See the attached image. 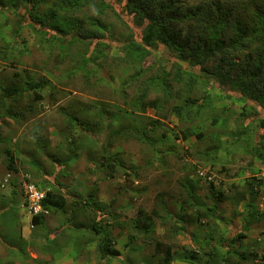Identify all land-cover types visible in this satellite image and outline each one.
I'll use <instances>...</instances> for the list:
<instances>
[{
    "label": "rangeland",
    "instance_id": "obj_1",
    "mask_svg": "<svg viewBox=\"0 0 264 264\" xmlns=\"http://www.w3.org/2000/svg\"><path fill=\"white\" fill-rule=\"evenodd\" d=\"M53 4L54 0H41L36 6V11L44 15ZM26 6L22 2L16 12L9 10L0 16V34L4 42L10 41L11 34L14 32L16 39L21 42L12 43V47H26V50L16 49L12 61H0V90L9 83H16L20 88H23L26 83L34 87V90L32 88L23 90L19 105L16 109L14 108L23 115L22 118L19 117L18 122L12 125L9 123L11 121L9 118H1L5 124L0 126V211L6 209L7 197L4 196V192L9 188L19 190L16 177L29 169L36 175V180L34 179L36 184L40 177L54 178L52 181L55 182V187L65 193L69 202L72 201L70 196L73 194L79 195L73 197L80 202L82 196L91 198L93 207L101 215L100 229L102 232L111 233L114 240L113 246L119 252V255L110 258L107 264H140L142 261L147 264H209L208 258L212 262L210 255H215L213 254L214 241H210L217 238L221 240V244L227 245L226 241L231 239V236L242 233V230L247 232L254 220L253 218L245 224L243 219L247 218L248 214L240 212L241 207L234 211L236 216L228 213L232 205L229 199L235 196L236 191H239L237 185H242L247 177L252 176L249 167L244 174L240 172L245 165L249 164L250 156L242 151L241 146L245 143H238L243 140L237 141L234 133L245 129L252 144L257 145L258 135H261L264 130L258 127V122L251 120L264 119V109L250 99L243 103L239 100L240 95L230 90L216 91L220 98L213 100L212 109L216 111L217 116L224 118L225 127L219 125L221 123L209 124L205 118H203L205 120L203 124H197V121L181 122L171 111V107L178 103L177 97L182 90L181 85L171 79L174 73V59L170 58L161 46H158L156 50L148 53L149 56L145 62L140 63L146 71V77H149L148 72L153 74L161 66L170 71L168 80L170 97L165 98L164 103L160 102L163 108L160 110L148 108L144 116H138L141 125L157 121L153 149L133 139L113 138L112 147L106 150L104 147L110 141L108 121L110 118L115 119L111 128L116 129L132 125L129 119L119 120L114 115L118 113L120 107L125 106L126 103L123 101H127L128 97H136L144 81L140 78L137 81L138 89L130 86L125 88L124 93H120L121 87L115 75L118 71L116 65L118 60L109 61L106 67L98 68L95 74L90 73L88 76H84L83 72L78 70L73 71L70 61L59 54L60 50L57 47L46 51L42 48L40 50L37 42L39 37L37 40L34 38L30 30L26 28V23L21 25L20 19L27 13ZM115 8L120 9L117 5ZM81 14L84 16L83 19L81 18L82 25L87 27L88 31L97 33L96 28L89 26V18L94 14V8H85ZM76 15L78 14L68 13L66 17L70 19ZM102 22L109 35L106 42L111 47L110 53L116 55L115 57L123 54L119 48L120 41L129 39L132 35L135 38L138 37L133 28L131 26L132 29L129 26L127 28L112 10L106 11ZM129 24L132 25L130 17ZM181 25L183 33L189 30L188 24ZM1 45L3 42L0 43ZM247 55L248 51L245 50L234 58L238 61L240 56L245 59ZM73 59L77 61L79 56L76 55ZM90 68L92 69L93 66ZM184 68L183 65L182 69ZM193 69L198 71L199 67L195 66ZM134 70H136L135 67L132 68V71ZM204 90L206 87L198 91ZM35 93L41 94L42 99L33 102ZM229 94L230 98L227 96L224 98V95L229 96ZM148 97L156 101L163 99L160 91H150ZM79 105L88 109L90 105H93L97 109L107 111V114L101 118L98 125L99 132L93 133L72 127L69 135L76 137L81 133L82 137L78 136L77 141L99 142L101 151L104 150L107 154H105L106 157L109 154L116 155L112 169L105 167L107 158H101L102 153L99 150H97L99 169L87 160L88 149L84 145L76 150L77 159H74L72 152L68 151L79 147L80 144L71 145V149L67 146L68 127L62 129L64 119L61 111L72 112ZM224 106H227L228 110L222 116L223 112L220 108ZM249 107H254L255 110ZM244 117L247 118L244 119ZM89 121L96 123L92 117ZM196 126L205 137L203 140L198 141L193 135H190L187 140L182 139L181 131H184V127H187L188 131L189 129L197 131ZM162 133L167 136V141L161 140ZM213 136H216L220 143H213L210 140ZM211 145L227 147L228 150L223 154L224 170H221V166L209 169L207 163L209 157H206L205 152L211 148ZM97 149H99L98 146ZM8 150L12 153V166L19 169V173L17 171L15 174L6 166L9 162L6 153ZM254 160L257 161V157ZM63 161L66 163L65 167ZM120 161L124 165L123 168L118 165ZM255 164L261 168L264 175V164L258 161ZM196 169L213 175L212 190L208 182L196 179ZM7 173H11L12 177L8 184L2 187L1 183ZM110 173H112L111 177ZM194 180L198 182L195 183ZM191 187L193 188L192 197H196V201H203L207 206L212 207L217 197V200L221 198L218 201L224 204L217 202L215 213L206 212L204 207L195 210V206L189 203L190 198L187 196V190ZM261 192L264 194V187ZM262 198L264 199L263 196L258 199V203L264 208ZM16 205L20 210V203L15 202L13 207L16 208ZM24 209L27 211L26 207ZM140 211L152 218L151 227L146 234L139 230L144 219L139 215L142 213ZM242 214L245 215L242 216ZM44 215L47 219L53 216L49 212ZM58 217L59 220L56 217V220L47 223L45 228L32 229L25 222L29 219L27 213L21 215L19 224L14 225L18 222L19 215L13 212L9 218H6L1 212L0 264H31L35 261L34 259L51 261L48 256L39 251L37 246L39 247L40 239L43 243V237L50 236L51 233L63 227V218ZM8 219H13V223L12 221L10 223ZM261 221L260 224L264 225V218ZM23 228L28 235L20 238L19 231ZM258 229H261L260 233L257 231L255 233L257 236L259 234L261 241H264V227ZM127 242L130 246H125ZM94 250L95 243H92L83 255L72 260L68 257L70 249L65 248L54 264H100ZM220 250L223 251L221 247ZM192 251L198 252L199 258L188 262L190 260L185 258H188L186 256ZM257 253L252 259L255 263L247 260L245 264H264V248H260ZM215 260L218 264L224 261ZM242 263L244 262L232 261L230 264Z\"/></svg>",
    "mask_w": 264,
    "mask_h": 264
},
{
    "label": "trees",
    "instance_id": "obj_2",
    "mask_svg": "<svg viewBox=\"0 0 264 264\" xmlns=\"http://www.w3.org/2000/svg\"><path fill=\"white\" fill-rule=\"evenodd\" d=\"M22 2L25 6L27 5V13L21 17V25L26 23V28L30 30L34 38L37 40L39 37L37 42L40 50L42 48L46 51L57 47L60 50L59 54L70 61L72 70L83 72L84 76H88L90 73L95 74L98 68L106 67L109 61L118 60L116 63L118 71L115 75L121 87H119L120 93H124L125 88H130V86L138 89L137 81L140 78L144 81V84L139 87L136 97H128L127 101H123L126 103L125 106L120 107L118 113L114 115L119 120L129 119L132 125L116 129L111 128L115 119L110 118L111 122L108 121L110 141L104 147L106 150L112 147L113 138L133 139L153 149L154 130L157 127V121L141 125L138 116H144L148 108L159 110L163 108L160 102L164 103L165 98L170 97V86L168 84L170 71L161 66L153 74L148 72L149 77H146V71L140 63L145 62L149 56L148 53L156 50L158 46H161L170 55V58L174 59V73L171 79L178 85L180 84L182 90L177 97V99L179 98L178 103L171 107V111L181 122L194 123L197 121V124H203L205 123L203 118H205L209 121V124L221 123L219 125L225 127L223 124L224 118L217 116L216 111L212 109L213 100L220 98L216 91L225 92L230 90L239 94V100L243 103L250 99L261 109H264V0H54L53 6L44 15H40L36 11V6L41 0H0V16L9 10L16 12ZM116 5L120 9H116ZM88 7L94 8V14L89 18V26L96 28L97 33L88 31L87 27L82 25L84 16L81 13L83 9ZM107 10H112L122 23L127 28L131 26L133 29L130 28L138 36L135 38L132 35L129 39L119 42L121 44L119 48L123 54L118 57L110 53L111 47L106 42L109 35L102 22V17ZM68 13L78 15L68 19L66 17ZM129 17L132 25L129 24ZM185 23L188 24L189 30L183 33L181 24ZM0 38V43L3 42V45L0 46V61H12L16 49L26 50V47H12V43L21 42L16 39L14 32L7 43L4 42L1 34ZM245 50L248 51L246 58L242 59V56H240V60H235L234 56ZM76 55L79 56V59L74 61L73 57ZM183 65L184 69H182ZM89 66H93V68L91 69ZM195 66L199 67L198 71L193 69ZM133 67L136 70L132 71ZM202 87H206V90L198 91ZM29 88L34 90V87L29 83H26L23 88L18 87L16 83H9L6 87L1 88L0 110H2V113H0V126L5 124L1 118H9L11 120L9 123L13 125V123L18 122L19 117H23L22 113H18L14 108L18 107L23 90ZM150 91H160L163 99L156 101L154 98H149ZM35 95L33 102L42 99L41 94L35 93ZM226 96L230 98V94L229 96L224 95V98ZM89 108L79 105L72 112L61 111L63 113H61V116L64 119L62 129L68 127L67 146L71 149V145L80 144L79 147L68 151L72 152L74 159H77L76 150L84 145L88 149L86 152L87 160L92 166L99 169L100 164L97 166V150H99L102 153L101 158H107L105 167L112 169L116 155L110 156L109 154L106 157L107 154L104 150L101 151L99 142L84 141V143L80 140L77 141V137L81 133L76 137L69 135L72 127H77L83 131H92L93 133L99 132L98 125L101 118L106 116L107 111L97 109L93 105H90ZM249 108L255 110L254 107ZM220 109L223 112L222 116L228 110L227 106ZM155 111L157 110L155 109ZM242 113L245 114V112ZM90 117L96 120V123L89 121ZM247 117H244V119ZM251 121L258 122V127L264 130L263 118H255ZM183 129L184 131H181V134L184 140H187L190 135L195 136L198 141L205 138L197 126V131H190V129L188 131L187 127ZM64 134L67 133L64 132ZM234 136L237 141L243 140L238 143H245L241 146V149L250 156L249 164L245 165L240 172L244 174L249 167L252 176L245 177L243 184L237 185L239 191H236L235 196L230 197L229 200L236 207L242 199L247 198L244 203V209L249 212L244 222L247 224L249 220L256 217L255 198L260 196L264 187V175H262L261 168L255 164L257 161L264 164V132L258 135L257 145L252 144L245 129L235 131ZM160 137L162 141H167L165 134L162 133ZM210 140L213 143H220L216 136H213ZM97 146L99 149H97ZM218 146L211 145L205 155L209 157L207 158L209 169L221 166V170H224L223 154L228 149H226L227 147ZM6 153L9 159L6 166L9 170L15 173L18 171L19 173V169L12 166V153L9 150ZM256 157L257 161L254 160ZM63 164L65 167V161H63ZM118 165L121 168L124 166L122 161ZM200 171L202 172L201 169L195 170L196 179L205 180L210 184L211 189L213 175L203 171L201 176L198 174ZM23 173L29 174L33 180L36 177L29 169L21 174ZM109 176L111 177L112 173ZM207 176H210L211 180H207ZM48 178L50 180H47L45 176L39 179L38 176L39 181L37 180L38 183H41H37L40 188H49L46 197L42 201V207L47 213L62 217L63 227L51 233L50 236L43 237V243L41 239L38 241L39 247L37 246V248L43 255L48 256L51 261L34 259L35 261L31 264H49L50 262L54 264L65 248L70 249L68 257L76 260L89 249L92 243H95L94 252L100 264H107L110 258L117 257L119 252L113 246V237L109 231L102 232L100 229L101 215L93 207L91 198L82 196L80 202L74 199L79 195L73 194L74 197L70 196L72 201L69 202L65 193L55 187V182L52 181L54 178L51 179L50 176ZM194 182L197 183L198 181L194 180ZM192 189L191 187L187 190V196L190 198L189 203L195 206V210L204 207L206 212H217V197L214 205L209 207L203 201H196V197H192ZM220 199L218 198V200ZM23 206L24 204L21 209L24 210L23 214H26L27 211ZM13 209L14 207L8 208L7 211L2 209V216L9 218L15 212L12 211ZM143 213H139L144 218L142 227L139 230L146 234L151 227L152 218L150 215ZM262 216L256 220H263L264 213H262ZM20 219L21 217L14 225L19 224ZM8 221L13 223V219H8ZM25 222L32 229L47 226L46 216L43 214L30 216L28 221ZM241 234L238 233L232 237L231 244L236 240L240 241L243 238ZM1 240L4 242L2 238ZM125 246H130V243L127 242ZM247 256H254V254L253 252L243 253L240 258ZM186 257L188 258L185 259L190 260L188 262L199 258L198 252L193 251L189 252ZM210 257L212 262L208 258L209 264H216L215 256L210 255ZM140 264L147 263L142 261Z\"/></svg>",
    "mask_w": 264,
    "mask_h": 264
},
{
    "label": "crops",
    "instance_id": "obj_3",
    "mask_svg": "<svg viewBox=\"0 0 264 264\" xmlns=\"http://www.w3.org/2000/svg\"><path fill=\"white\" fill-rule=\"evenodd\" d=\"M16 174V173H15ZM47 178V180H49V178L47 176H45ZM16 187V186H15ZM17 190V188H16ZM13 188H9L4 192V196L7 197V199H5V206L6 209L5 211H7L8 208L13 207V205H15V202L20 203V210H18V206L16 205V208H14L12 211H15L14 213H17L19 215V217H21V215L23 214V209L22 208V203H23V199L21 196V192L20 190L16 191ZM18 194V195H16ZM3 196V197H4ZM264 197V195L261 193L260 196H258L257 198H255V204H256V217L255 219L251 222V226L249 224V228L247 230V232H244V230H242V234H244L242 237V239L236 240L233 244H231V239L227 240L226 243L227 245H223L221 244V240L220 239H211L214 244H213V251L215 254L214 259H222L224 260V262L226 261V263H222V264H230L232 263V261H239L244 262L242 264H245V261L250 260L251 262L255 263L252 259L255 255H257V251L260 250V248H264V241H261L260 236L258 234V236L256 235L257 233H260L261 229H258L259 227H264V225L260 224L262 221L259 220L257 221L256 219H258L259 217H263L262 213H264V208H262L259 203H258V199H260V197ZM247 201V200H246ZM241 201L240 205L238 204L236 207L233 205H229L230 206V210L228 211V213H232V216H236L234 213V211L241 207L240 212L243 213H247L249 214V212L244 209L245 205L244 203L246 202ZM262 202H264V199H261ZM220 203V204H224V202L221 201H216V203ZM219 205V204H218ZM225 208V207H224ZM226 209V208H225ZM2 212V210L0 211ZM259 213V214H257ZM245 214H242V216H244ZM57 219L59 220V217H57ZM260 219V218H259ZM54 220H56V216H51V219H47L46 218V223H51L54 222ZM246 218L243 219V222H245ZM57 223V222H56ZM259 224V227H258ZM256 227V228H254ZM255 231H257V233H255ZM254 232V233H253ZM24 235H28L27 231L24 230V228L20 231V236H24ZM27 238V237H25ZM3 242V241H2ZM1 243V242H0ZM5 246H7V244H5ZM220 247L223 249V251L220 250ZM249 252H253L254 256H247L244 258H240V255H242L243 253H249Z\"/></svg>",
    "mask_w": 264,
    "mask_h": 264
},
{
    "label": "built area",
    "instance_id": "obj_4",
    "mask_svg": "<svg viewBox=\"0 0 264 264\" xmlns=\"http://www.w3.org/2000/svg\"><path fill=\"white\" fill-rule=\"evenodd\" d=\"M198 174L202 176L203 172L200 171ZM11 177L12 174L7 173L1 183V186H6ZM16 178L17 186L19 187L23 199L22 205L24 204L23 207H26L29 217L37 214H46L47 212L42 207V201L46 197L49 188H40V186L37 185L32 177L27 173H23ZM206 179L211 180V177L207 176Z\"/></svg>",
    "mask_w": 264,
    "mask_h": 264
}]
</instances>
